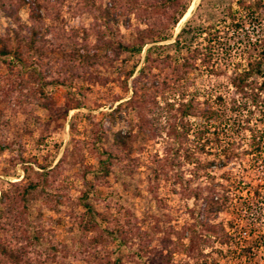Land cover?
I'll list each match as a JSON object with an SVG mask.
<instances>
[{
  "label": "rangeland",
  "instance_id": "1",
  "mask_svg": "<svg viewBox=\"0 0 264 264\" xmlns=\"http://www.w3.org/2000/svg\"><path fill=\"white\" fill-rule=\"evenodd\" d=\"M25 2L19 17L29 27ZM39 2L49 50L104 48L88 63L25 46L23 61L0 57V242L17 264H264V175L248 169L250 133L233 147L245 170L236 159L195 170V159L216 156L191 133L187 141L171 135L189 101L198 112L210 94L231 97L232 67L245 62L233 51L228 66L207 71L206 34L191 39L182 30L229 27L219 37L232 44L230 24L240 19L261 40L264 0H179L180 15L171 0ZM12 28L0 8V35ZM177 38L190 49L177 50ZM186 59L198 67L183 74ZM120 132L130 133L125 146L114 142ZM29 183L36 192L24 199ZM213 190L221 209L209 213L204 198ZM0 264L15 262L0 255Z\"/></svg>",
  "mask_w": 264,
  "mask_h": 264
},
{
  "label": "trees",
  "instance_id": "2",
  "mask_svg": "<svg viewBox=\"0 0 264 264\" xmlns=\"http://www.w3.org/2000/svg\"><path fill=\"white\" fill-rule=\"evenodd\" d=\"M29 1V20L31 25L27 27L21 23L19 17V9L22 5L26 4L25 0H0V8L3 10L5 17L10 19L16 26V28L6 30L4 36L0 35V57L13 56L17 61H23V56L26 55L22 50L23 46L27 48V52L31 55L34 54L39 57L45 55L46 50H49L48 46H45V43H47L45 38L46 33L44 34V32L40 31L42 17L39 11L42 9V6L39 0ZM171 2H176V5L173 7H176L175 11L180 15L185 5L179 2V0H171ZM250 16L255 22L259 21L255 14L250 13ZM105 18L106 20L112 19L115 21L114 16H110L108 11L105 13ZM221 28L210 27L207 29L202 26H188L182 30L181 34L191 35V39L206 34V38L204 39L206 45L203 48L205 53L202 55V62L206 64L207 71L209 72H213L212 68L215 63L219 65L220 62H228L226 63L228 66L231 63L229 61L234 57L233 55L240 56V59L244 57L242 61L245 62H238L232 67L233 75L229 79L230 87L233 89L232 96L227 97L223 92H218L215 96L210 94L206 96L198 112L194 111V106L191 103L192 100L189 101L182 111L181 116L183 120L192 117L196 118L197 121L189 124V126L185 125L183 120L180 124L175 122L171 128V135L174 139H185L187 141L191 133L193 140L197 141V144L199 141H203L200 145L201 151L204 152L207 149L206 152L212 153L217 158L206 164L195 159V170H203L211 167L224 168L233 159L240 160V155L233 147L237 144V139H241L245 135V132L248 131L252 138V144L249 145L252 158L248 169L259 171L261 167L263 170L259 172L264 175V38L259 40L258 38L260 36H258L257 39L251 40L250 36L246 32H243L246 30L243 20L237 19L231 22L230 30L238 40L229 44L228 42H221L219 37L222 31L225 32V29L226 32L229 31V27L221 26ZM23 30H27L30 35H22ZM241 31L243 32L242 34ZM243 38H246V41ZM49 45L51 47L49 51L53 55H63V58H69L82 63L97 61L98 50L104 48L103 45L89 46L84 44L79 47H71V51L68 52L69 54H65L67 53L65 46L58 48L55 44ZM184 45L187 47L186 42L182 44L180 38H177L174 46L177 50H180V47ZM119 47L124 48L122 44H119ZM187 48L190 49L189 47ZM198 52L199 50H194L192 55L193 60L199 54ZM246 56L247 58H245ZM190 61L187 59L184 60L182 64L183 74H186L188 70L197 69L198 65ZM158 63L160 61H155V65L158 66ZM258 79H261V81L257 82ZM155 85L158 86L159 83L155 82ZM133 92L137 95L138 90L135 88ZM251 107H254V109L257 108V114L254 113ZM252 117L258 123L253 127L249 126ZM179 128L182 130L179 131ZM114 137L115 143L125 146L126 140L130 137V133L122 134L120 132ZM185 151L187 157H192L193 151L190 148ZM238 164L240 167H243L242 170L247 169L241 160ZM27 192H36V185L29 183L24 189L22 198H26V194L24 193ZM215 197L216 192L213 190L204 198L206 212L216 213L220 211L221 198L215 199ZM5 199L4 195L1 196V205H5ZM224 238L225 240L231 239L227 234H224ZM0 255L15 262V264L21 261L20 256L15 250L9 249L4 241L0 242Z\"/></svg>",
  "mask_w": 264,
  "mask_h": 264
}]
</instances>
